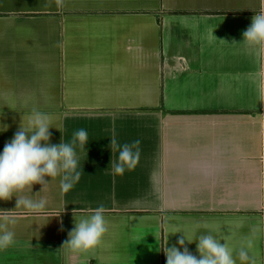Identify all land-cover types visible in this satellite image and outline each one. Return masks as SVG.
<instances>
[{"label":"crops","instance_id":"crops-1","mask_svg":"<svg viewBox=\"0 0 264 264\" xmlns=\"http://www.w3.org/2000/svg\"><path fill=\"white\" fill-rule=\"evenodd\" d=\"M262 6L0 0V153L33 108L50 115L52 144L88 133L70 191L59 177L25 190L47 199V214L8 226L15 242L0 264H166L157 248L179 247L177 230L227 238L234 255L251 239L249 256L264 264V57L241 43ZM113 135L140 140L139 163L123 175L112 171ZM100 205L102 244L80 255L61 248L75 219ZM186 246L199 256L196 242Z\"/></svg>","mask_w":264,"mask_h":264},{"label":"clouds","instance_id":"clouds-1","mask_svg":"<svg viewBox=\"0 0 264 264\" xmlns=\"http://www.w3.org/2000/svg\"><path fill=\"white\" fill-rule=\"evenodd\" d=\"M244 43L249 49L264 57V6L252 17L250 26L242 33ZM225 41V40H223ZM264 86V81H262ZM2 131H7L8 126L2 125ZM53 128L49 114L36 108L31 110L27 126L21 122L18 130L11 140L5 142L0 153V201H10L16 198L13 210H0V250H5L15 242V233L9 230V225H14L21 215H46L47 199H34L24 195L25 190L32 193L33 185H41V190L48 185L46 178H60V189L66 193L80 180L81 172L78 171L79 157L77 148L85 150L88 144V133L85 129L77 130L70 142L52 144ZM57 129V128H56ZM111 153H118L116 161H111L114 175H123L125 170H133L140 159V140L120 144L116 137L110 139ZM39 191V192H40ZM37 192L36 194H38ZM23 209V213L17 210ZM106 208L100 205L89 208L87 214L75 219L74 228L69 231L68 238L63 242L73 254H88L98 248L108 232V222L105 219ZM75 209L73 210V215ZM57 214L52 217H59ZM75 218V216H74ZM63 231V221H60ZM181 233L177 244L171 247L168 244L159 245L157 251H163L166 264H255L249 256L247 249L253 247V241L248 239L246 247L235 251L229 247L227 238H218L211 231L199 234L195 239H188L183 231L177 230L172 234ZM221 240L225 242L222 244ZM168 241V238H167ZM187 244L196 242L199 256L189 251ZM182 249V251H181Z\"/></svg>","mask_w":264,"mask_h":264}]
</instances>
